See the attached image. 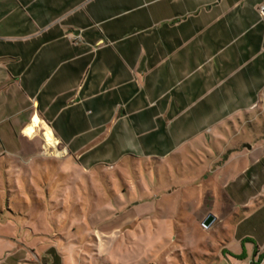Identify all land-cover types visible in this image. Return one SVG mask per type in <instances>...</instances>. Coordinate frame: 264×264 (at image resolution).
Masks as SVG:
<instances>
[{"label": "crops", "instance_id": "1", "mask_svg": "<svg viewBox=\"0 0 264 264\" xmlns=\"http://www.w3.org/2000/svg\"><path fill=\"white\" fill-rule=\"evenodd\" d=\"M263 5L0 0V192L8 171L52 167L41 156L47 128L48 146L97 172L125 158L160 161L183 125L197 138L212 130L198 124H220L226 108L263 105ZM27 157L32 168L19 162ZM246 217L216 264H264V221L243 227Z\"/></svg>", "mask_w": 264, "mask_h": 264}, {"label": "rangeland", "instance_id": "2", "mask_svg": "<svg viewBox=\"0 0 264 264\" xmlns=\"http://www.w3.org/2000/svg\"><path fill=\"white\" fill-rule=\"evenodd\" d=\"M226 109L220 124H198L210 134L190 138L183 125V138L163 146L160 161L125 158L97 172L66 160L64 147H48L47 128L41 156L52 167L30 176L20 166L1 181L0 217L10 220L0 224V264L223 260L239 218L247 216L243 227L264 221V104ZM19 162L32 168V158ZM209 215L216 220L206 228Z\"/></svg>", "mask_w": 264, "mask_h": 264}, {"label": "water", "instance_id": "3", "mask_svg": "<svg viewBox=\"0 0 264 264\" xmlns=\"http://www.w3.org/2000/svg\"><path fill=\"white\" fill-rule=\"evenodd\" d=\"M216 220V217L213 216V215H209L203 222V225L206 227V228H209Z\"/></svg>", "mask_w": 264, "mask_h": 264}, {"label": "built area", "instance_id": "4", "mask_svg": "<svg viewBox=\"0 0 264 264\" xmlns=\"http://www.w3.org/2000/svg\"><path fill=\"white\" fill-rule=\"evenodd\" d=\"M261 15L264 16V5L260 8ZM58 144V143H57ZM47 145V144H46ZM48 146V145H47ZM49 147V146H48Z\"/></svg>", "mask_w": 264, "mask_h": 264}]
</instances>
